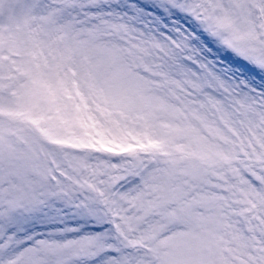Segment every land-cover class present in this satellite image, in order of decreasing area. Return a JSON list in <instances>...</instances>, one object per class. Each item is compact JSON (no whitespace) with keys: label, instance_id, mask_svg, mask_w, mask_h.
Here are the masks:
<instances>
[{"label":"snow or ice","instance_id":"obj_1","mask_svg":"<svg viewBox=\"0 0 264 264\" xmlns=\"http://www.w3.org/2000/svg\"><path fill=\"white\" fill-rule=\"evenodd\" d=\"M0 264H264V0H0Z\"/></svg>","mask_w":264,"mask_h":264}]
</instances>
